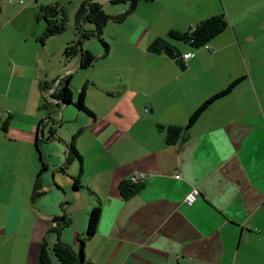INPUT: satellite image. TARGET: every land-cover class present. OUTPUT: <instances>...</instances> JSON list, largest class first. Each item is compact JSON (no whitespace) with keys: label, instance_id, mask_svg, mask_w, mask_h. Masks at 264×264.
I'll list each match as a JSON object with an SVG mask.
<instances>
[{"label":"crops","instance_id":"crops-1","mask_svg":"<svg viewBox=\"0 0 264 264\" xmlns=\"http://www.w3.org/2000/svg\"><path fill=\"white\" fill-rule=\"evenodd\" d=\"M96 1L106 11L109 0ZM142 1L144 16L112 20L113 29L107 24L100 33L113 41L126 36L150 56L140 63V81L132 88L124 82L129 111L102 117L74 105L59 104L52 113L42 107L44 86L64 79L70 85L82 70L81 52L99 56L98 46L79 43V53L67 58L64 48L78 40L59 34L41 41L43 16H20L36 8L0 16V111L2 120L9 117L7 131L0 122V264H37L43 239L49 246L57 240L48 232L53 219L69 217L66 229L75 213V230H61L60 240L79 253L73 238L83 236L94 206L101 216L83 245V264H264V69L252 52L264 42V0ZM218 14L227 28L207 47L173 43L192 54L184 68L166 53L156 60L148 52L153 39ZM237 80L209 104L186 141L164 143L158 126H185L204 101ZM99 84L120 94V83ZM87 95L86 88L85 104ZM73 135L80 159L69 152ZM138 172L145 174L143 188L123 200L119 183ZM193 187L199 195L189 205L184 199Z\"/></svg>","mask_w":264,"mask_h":264},{"label":"trees","instance_id":"trees-1","mask_svg":"<svg viewBox=\"0 0 264 264\" xmlns=\"http://www.w3.org/2000/svg\"><path fill=\"white\" fill-rule=\"evenodd\" d=\"M139 0H111L113 4H121L128 3V9L119 15L112 16L107 14L102 5L96 0H83L79 5L76 13H75V26L77 33L80 37L92 36L99 34L103 31V28L107 24L109 20H113L115 22H122L126 15L132 12L138 3ZM43 18L45 21V30L41 37V41L46 38L59 35L63 33L67 27V15L63 10H57L55 7L47 6L44 9ZM92 23L95 27V32H84L81 31V27L83 22ZM227 19L223 14L213 15L208 18L199 20L193 26L189 27L184 31L178 30H170L166 37H158L153 39L147 47L148 52L153 54H162V53H170V57L184 68V61L181 56L182 53L180 50L173 44L176 42H181L183 44H187L192 48L198 49L200 47H205L208 43L215 38L217 35L222 33L227 28ZM101 40V39H100ZM102 45L108 49L107 44L102 41ZM79 41L70 42L64 48V55L69 58L75 56L78 53ZM107 51V50H106ZM95 57L87 50L81 52V68L89 67ZM188 60V59H187ZM238 82L231 83L225 90L216 94L215 96L204 101L195 111H193L189 118L188 122L185 126H176L171 125L167 127L158 126L160 129H165L164 135V143L166 145H172L177 142L183 143L189 138V129L194 125V123L199 119V117L203 114L206 108L212 103L215 99L226 95L230 92L233 86ZM47 85L44 86L43 91L46 89ZM86 84L82 87L79 92L78 100L76 102V107L78 109L84 110L85 112L92 114L84 106V96H85ZM53 97L59 101L64 103H73L72 101V92L69 88V80L64 79L60 81L54 91ZM43 109L48 110L52 113L54 106L43 99ZM9 124V117L2 120L1 129L5 132L7 131ZM53 131H51L52 133ZM76 135L72 136V140L69 143V152L72 153L75 157L80 159V155L73 145V141ZM45 169V166H42L41 171ZM75 189L78 188V180L75 179L74 186ZM119 195L123 200H127L139 193L143 188V182L141 183H133L130 179L123 180L119 183ZM101 216V208L100 206H94L87 215V225L83 236H78L77 241L80 246V252L75 253L70 246L64 244L60 240L61 230H63L67 225L70 224L71 220L69 217H58L54 218L55 225L51 226L48 230L49 233H54L57 237V240L49 246L46 239L40 243L39 250L37 253V264H54L52 261L56 259L58 264H83L85 263V258L83 255V245L86 240L90 239L96 232L97 226L99 223V219ZM52 255V258H51Z\"/></svg>","mask_w":264,"mask_h":264},{"label":"rangeland","instance_id":"rangeland-1","mask_svg":"<svg viewBox=\"0 0 264 264\" xmlns=\"http://www.w3.org/2000/svg\"><path fill=\"white\" fill-rule=\"evenodd\" d=\"M74 2H76L75 8H77L80 3V0H0V16L2 17L3 16H13L12 14H15V13L17 14L25 6H28V4L32 8H36V11L29 10V11L22 13L20 16H36L37 13H40L39 16H43L44 9L48 5H53L52 7H55L54 5L56 4L62 6L67 13L68 21H67V27L65 31L61 34H64V37L72 36L73 39L78 40L79 43H82L81 44L82 47L84 44L85 46L87 45L90 48L94 47V45L98 46L100 48V52H99V56H97V51L92 52L93 51L92 50L90 52L95 57V60L89 67L82 68V70L79 71V73H76L74 76L73 82L69 85V88L72 92L73 103L71 102V103L66 104L60 101L59 103H54V104H57V105L60 104L59 107H64V104L74 105L76 107V102L78 100L79 92L82 89V87L87 83V82L83 83L84 73L85 71H87V75H88V78H90V82L86 84L87 93H88L87 95L88 101L86 102V104L84 102V106L89 111L92 112V114H89V113L88 114L90 116H93V111H96L100 115V117H102L103 115H107L108 113L114 110L122 111V113L125 114V112L129 111L130 109L129 96L131 94L127 92L124 94L125 92L124 82L129 83L131 88H132V85H136L140 81V77H141L140 63L148 62L150 60L149 59L150 56L146 54H142L141 49L137 48V46L134 45L132 41L127 40L126 36L124 38L118 37L115 41H113L106 35L104 36V39L101 37H98L97 34H94L92 36H86V37H80L78 33L74 35L75 30H74L73 16L75 12L74 13L72 12V6ZM122 4L124 3L113 4L109 0L108 3L105 4L106 11L105 10L104 11L108 14L110 13V11L119 10L123 8ZM137 4L138 5H136V8L132 12L127 14L125 18H128L127 16H144L145 15L146 3H144V1L142 0H139ZM125 6L127 7L124 10H119V12H117L118 14L116 15L124 13L128 9L129 4L128 5L126 4ZM111 15L116 16L115 14H111ZM112 22H113L112 20H109L107 22L109 26L108 28H110L111 30L113 29V27H111V24H113ZM88 23L89 22H86V24L82 25L81 31H84L87 33L95 32L94 26H91L90 24L88 25ZM87 25L89 26V28L92 29L91 31L88 30ZM106 25L104 28H106ZM108 28H106V33L109 31ZM117 29L122 30L123 32L126 31V27L124 25L117 26ZM100 39L107 44L108 48H109V44H111L112 47L109 53H107L108 49H106L105 46L102 45V42ZM259 39L260 41H264L263 36L260 37ZM174 43H178V42L175 41ZM190 48L193 51L197 50L192 47ZM200 48L202 49L203 47H200ZM252 52L255 53L253 54L255 58L258 61H261L263 63V69H264V42L260 44L259 43L256 44V48H254ZM78 53H79V50H78ZM152 56L156 58V60L159 58V56H157L156 54H153ZM113 66H115V68ZM116 66H119V67H116ZM253 71L254 69H251V73ZM99 82L100 83L115 82L117 84L120 83V88H119L120 94H117V90L116 92H113L110 88H108V86L107 87L103 86L104 84L100 85ZM112 95H114V97H110ZM119 96L121 97L118 98ZM45 100L48 103H50L48 99L45 98ZM51 104L54 105L53 103ZM9 113L10 112L7 111L8 116H9ZM2 119L0 120V122H2ZM55 121L57 122L55 123L51 122V124L56 125V126L59 125L60 118L56 117ZM120 122L121 124L125 123V119L120 118ZM55 129H58V127H55ZM74 158L78 159L75 156ZM76 165L79 168L78 162H76ZM74 215H75V218L73 220V224L64 230H72V231L75 230L79 214L75 213ZM73 242L76 243L74 245L77 246L78 248L79 244L76 241V236H74Z\"/></svg>","mask_w":264,"mask_h":264},{"label":"built area","instance_id":"built-area-1","mask_svg":"<svg viewBox=\"0 0 264 264\" xmlns=\"http://www.w3.org/2000/svg\"><path fill=\"white\" fill-rule=\"evenodd\" d=\"M207 47V45L205 46ZM191 53L190 52H187V53H183L182 56H181V59L184 61V60H187L191 57ZM55 84L53 86H50L48 88H46L44 90V96L46 99H48L50 101V103H59L60 101L55 99L53 97V94H54V91H55ZM2 119V113L0 111V120ZM174 178L178 179L180 178V174L177 172L174 174L173 176ZM130 180L133 182V183H141L145 180V174L143 172H138V173H134L131 177H130ZM199 195V191L196 187H193L185 196V202L189 205L193 204L195 202V200L197 199Z\"/></svg>","mask_w":264,"mask_h":264},{"label":"water","instance_id":"water-1","mask_svg":"<svg viewBox=\"0 0 264 264\" xmlns=\"http://www.w3.org/2000/svg\"><path fill=\"white\" fill-rule=\"evenodd\" d=\"M166 54L170 57V53H169V52H167ZM65 105H66V104H64V106H65Z\"/></svg>","mask_w":264,"mask_h":264}]
</instances>
